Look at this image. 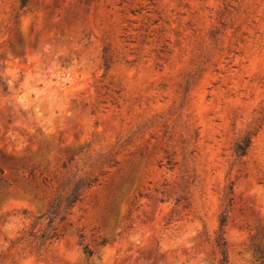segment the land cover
Instances as JSON below:
<instances>
[{
	"label": "rangeland",
	"instance_id": "obj_1",
	"mask_svg": "<svg viewBox=\"0 0 264 264\" xmlns=\"http://www.w3.org/2000/svg\"><path fill=\"white\" fill-rule=\"evenodd\" d=\"M0 84V264H264V0H0Z\"/></svg>",
	"mask_w": 264,
	"mask_h": 264
},
{
	"label": "trees",
	"instance_id": "obj_2",
	"mask_svg": "<svg viewBox=\"0 0 264 264\" xmlns=\"http://www.w3.org/2000/svg\"><path fill=\"white\" fill-rule=\"evenodd\" d=\"M26 2L27 0H19V9H22ZM0 85L2 90H5V85ZM250 141L251 138L247 133L240 136L235 141L233 146V155L237 160L241 159L246 154L250 146ZM91 183L92 182L86 177L74 178L71 182H68V188L63 194H57L55 196L44 215L39 218V220L44 219L46 221L44 227L38 230L40 232L37 235L33 231L29 232L30 236L35 237L38 240V248H40L46 240H49L50 242L53 239L58 238V233L55 231L56 228L53 227L55 220L58 219L61 221L65 218V214L80 200L84 189L89 188ZM229 191H231V187H229ZM227 216L228 210L227 207H225L219 218L218 234L215 239V245L219 249L221 255L219 261L220 264H227L226 242L222 237L223 228L227 222ZM83 251L86 257H90L92 254V251L87 248V246L83 247Z\"/></svg>",
	"mask_w": 264,
	"mask_h": 264
}]
</instances>
